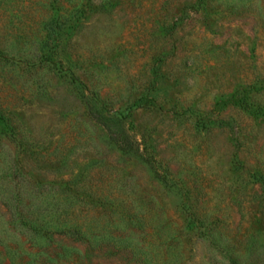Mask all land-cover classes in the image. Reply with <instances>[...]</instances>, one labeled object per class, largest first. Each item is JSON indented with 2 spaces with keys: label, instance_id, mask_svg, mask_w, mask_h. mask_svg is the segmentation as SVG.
<instances>
[{
  "label": "rangeland",
  "instance_id": "1",
  "mask_svg": "<svg viewBox=\"0 0 264 264\" xmlns=\"http://www.w3.org/2000/svg\"><path fill=\"white\" fill-rule=\"evenodd\" d=\"M0 264H264V0H0Z\"/></svg>",
  "mask_w": 264,
  "mask_h": 264
}]
</instances>
